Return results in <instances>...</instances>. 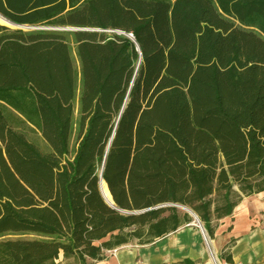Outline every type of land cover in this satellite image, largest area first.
Wrapping results in <instances>:
<instances>
[{"label":"trees","instance_id":"obj_1","mask_svg":"<svg viewBox=\"0 0 264 264\" xmlns=\"http://www.w3.org/2000/svg\"><path fill=\"white\" fill-rule=\"evenodd\" d=\"M0 15L76 28L0 24V237L34 235L0 238V264H89L192 221L162 203L213 239L264 192V0H0Z\"/></svg>","mask_w":264,"mask_h":264},{"label":"crops","instance_id":"obj_2","mask_svg":"<svg viewBox=\"0 0 264 264\" xmlns=\"http://www.w3.org/2000/svg\"><path fill=\"white\" fill-rule=\"evenodd\" d=\"M212 241L219 256L231 255V263L221 258V264H264V192L243 196L230 215L217 221ZM203 244L199 227L189 222L151 243L117 246L89 264H176L184 259L196 264L205 259Z\"/></svg>","mask_w":264,"mask_h":264},{"label":"rangeland","instance_id":"obj_3","mask_svg":"<svg viewBox=\"0 0 264 264\" xmlns=\"http://www.w3.org/2000/svg\"><path fill=\"white\" fill-rule=\"evenodd\" d=\"M237 23L241 26H244V27H247V28H254V29H257L256 27H254L252 24L250 23H245V22H241V21H237ZM7 27H9L10 29H17V28H22L23 30H32V29H58V30H65L64 28L65 27H61V26H29V25H21V26H18V25H7ZM73 47V46H72ZM73 64L74 66L78 69V63H77V60L75 58H73ZM77 116V113H75V118ZM73 147V139L70 143V148ZM177 208V207H176ZM177 211L180 215H182L183 213H186L185 211L177 208ZM200 223L203 225L202 221H200ZM206 234V238L208 240V244H209V248L206 246L205 242H204V239H203V245H204V248H205V259L204 261H200L196 264H212L211 261L209 260L210 258V250L211 252L214 254V256L216 257L217 259V263L219 264L221 262V258L219 256V254L214 250L213 248V241L211 238L208 237L207 233L205 232ZM34 235H26V234H23V235H19V234H5L3 236H1L0 238H17V237H25V238H29V237H32Z\"/></svg>","mask_w":264,"mask_h":264},{"label":"water","instance_id":"obj_4","mask_svg":"<svg viewBox=\"0 0 264 264\" xmlns=\"http://www.w3.org/2000/svg\"><path fill=\"white\" fill-rule=\"evenodd\" d=\"M3 17V16H2ZM3 18H5V17H3ZM6 19V18H5ZM7 21H9L10 23H12V24H15V25H18V26H21L20 24H16V23H13V22H11L10 20H8V19H6ZM0 24H2V23H0ZM2 25H5V26H7L6 24H2ZM64 29H66V30H75L76 28H72V27H65ZM129 36H130V34H129ZM102 185L106 188V190H107V192H108V195H109V198H106L105 197V195H104V192H103V189H102ZM100 191H101V193H102V196L104 197V199H105V201L107 202V203H109L112 207H114L113 206V202H112V199H111V196H110V193H109V191H108V189H107V187H106V184L104 183V181L102 180V179H100ZM179 205H181V206H184V207H186L187 209H188V211L186 212V213H188L191 217H192V223H194V224H196L198 227H199V229H200V231H201V234H202V236H203V239H204V241H205V244H206V246L209 248V244H208V240H207V238H206V234H205V229L203 228V225L200 223V220H199V218H198V216L189 208V207H187V206H185V205H182V204H178V203H162V204H158V205H155L154 207H150V208H157V207H162V206H174V207H178ZM150 208H148V209H150ZM144 210H147V209H142V210H139V211H137V212H142V211H144ZM120 211H123V212H126V211H124V210H120ZM135 211H133V212H131V213H134Z\"/></svg>","mask_w":264,"mask_h":264},{"label":"bare ground","instance_id":"obj_5","mask_svg":"<svg viewBox=\"0 0 264 264\" xmlns=\"http://www.w3.org/2000/svg\"><path fill=\"white\" fill-rule=\"evenodd\" d=\"M0 23H2V24H6V25H13V24L10 23L9 21H7L5 18H3L1 15H0ZM253 26L256 27L257 29H259L256 25H253ZM102 189H103V192H104L105 197H106V198H109L108 192H107L106 188H105L103 185H102ZM177 208H179V209H181V210H183V211H185V212L188 211V209H187L186 207L181 206V205H179ZM209 260L211 261L212 264H214V262L217 261V259H216V257L214 256L213 253H210V258H209Z\"/></svg>","mask_w":264,"mask_h":264},{"label":"built area","instance_id":"obj_6","mask_svg":"<svg viewBox=\"0 0 264 264\" xmlns=\"http://www.w3.org/2000/svg\"><path fill=\"white\" fill-rule=\"evenodd\" d=\"M204 242H205V241H204ZM210 253H212V252H211V250H210ZM214 264H218V263H217V261H216V262H214ZM219 264H221V262H220Z\"/></svg>","mask_w":264,"mask_h":264}]
</instances>
